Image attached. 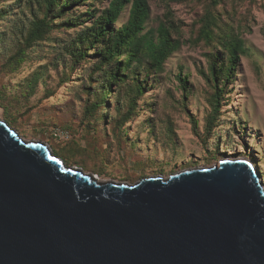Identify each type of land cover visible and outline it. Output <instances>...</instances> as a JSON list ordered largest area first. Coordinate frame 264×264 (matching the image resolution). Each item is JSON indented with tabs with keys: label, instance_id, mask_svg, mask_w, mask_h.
I'll list each match as a JSON object with an SVG mask.
<instances>
[{
	"label": "rangeland",
	"instance_id": "374dc122",
	"mask_svg": "<svg viewBox=\"0 0 264 264\" xmlns=\"http://www.w3.org/2000/svg\"><path fill=\"white\" fill-rule=\"evenodd\" d=\"M109 1L94 3L96 15ZM146 2L143 32L171 19V36L179 44L155 74L144 77L142 65L133 66L144 90L122 120L127 108L123 87L105 96L107 111L96 104L102 99L95 47L77 62L69 54L82 26L63 27L57 25L61 19H54L42 40L14 57L31 16L24 0H0L5 14L0 17V119L24 140L46 143L66 166L99 181L132 184L146 176L207 167L222 158H245L264 189V0ZM88 8L73 6L69 17ZM128 9L129 4L114 28L125 23ZM207 16L214 22L210 39L199 35ZM82 19L85 25L92 21L86 13ZM220 35L238 36L245 53L214 109L201 72H207L213 55L224 60L213 38ZM178 76H185V93Z\"/></svg>",
	"mask_w": 264,
	"mask_h": 264
},
{
	"label": "water",
	"instance_id": "95a60500",
	"mask_svg": "<svg viewBox=\"0 0 264 264\" xmlns=\"http://www.w3.org/2000/svg\"><path fill=\"white\" fill-rule=\"evenodd\" d=\"M0 264H264L252 163L99 181L0 119Z\"/></svg>",
	"mask_w": 264,
	"mask_h": 264
},
{
	"label": "trees",
	"instance_id": "16d2710c",
	"mask_svg": "<svg viewBox=\"0 0 264 264\" xmlns=\"http://www.w3.org/2000/svg\"><path fill=\"white\" fill-rule=\"evenodd\" d=\"M97 1L100 0H24V6L31 18L23 37V44L14 57L22 53L25 48L42 40L46 31L52 29L54 19H61L57 25L63 27L82 26L73 40L72 45L75 47L69 54L73 62H77L87 57V49L95 47V54L99 57L95 62V69L100 75L97 90L101 93L102 99V102L98 101L96 104L107 111V103L103 102L105 96L113 93L114 87L117 89L123 87L127 92L125 95L127 108L122 116V120H125L124 116L131 113L135 100L144 90L143 78H138L137 73L132 70L133 66L142 65L144 77L155 74L178 48L179 42L171 36V30L174 28L171 19L160 21L155 29L143 32L148 15L146 0H110L107 6L101 9L99 15H96L94 8V3ZM84 4L89 6L87 11L69 17V11L73 6ZM127 4H129L127 20L122 26L114 28L113 24ZM85 13L92 18L89 25L83 22L82 17ZM2 15L5 14L0 13V17ZM212 24L214 25L211 16H207L199 35L210 39ZM213 38L224 51L225 58L220 60V56L213 55L207 72H201V75L211 89L212 103L214 109H217L227 85L230 84L239 55L245 53V49L238 36L220 35ZM123 53H125L124 58L119 60V56ZM130 74L131 80L128 79L131 77ZM178 79L181 90L185 93V76H178Z\"/></svg>",
	"mask_w": 264,
	"mask_h": 264
}]
</instances>
